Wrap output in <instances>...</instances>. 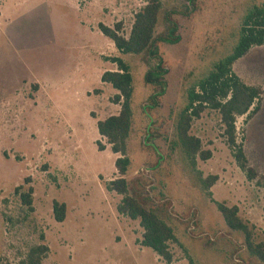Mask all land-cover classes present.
<instances>
[{
	"label": "rangeland",
	"instance_id": "obj_1",
	"mask_svg": "<svg viewBox=\"0 0 264 264\" xmlns=\"http://www.w3.org/2000/svg\"><path fill=\"white\" fill-rule=\"evenodd\" d=\"M149 1L0 0V264H19L30 248L43 244L42 237L49 248L42 264H168L141 245L140 221L120 214L124 196L109 189L119 178L126 180L130 196L145 199L174 230L171 264H264L218 210V204L237 207L254 244H264V46L233 67L242 82L262 93L259 110L252 107L235 122L236 144L252 179L238 167L217 111L208 109L193 121L190 134L212 155L207 161L197 156L195 168L176 146L175 134L186 77L234 41L242 16L258 0H160L154 35L166 36L170 15L180 42L159 44L169 69L167 91L158 108L149 106L150 119L142 107L155 91L144 77L156 62L122 55L99 30L121 24L119 33L128 38L135 15ZM40 12L46 15L37 25L32 19ZM43 28L46 45L34 38ZM7 31L33 44L14 47ZM117 58L131 67L134 81L130 167L124 177L115 168L119 156L97 129L99 121L121 110L123 101L112 103L118 92L101 80L118 71ZM148 140L164 157L156 169L158 157ZM211 176L218 180L207 191ZM19 187L21 193L33 188L32 211L21 203ZM55 202L66 206L61 223Z\"/></svg>",
	"mask_w": 264,
	"mask_h": 264
},
{
	"label": "trees",
	"instance_id": "obj_2",
	"mask_svg": "<svg viewBox=\"0 0 264 264\" xmlns=\"http://www.w3.org/2000/svg\"><path fill=\"white\" fill-rule=\"evenodd\" d=\"M161 8L160 0H150L135 15L128 38L120 35L121 24H117L114 28L105 25L99 26L100 32L113 42L122 55H145L148 58L147 62L151 60L156 62L144 77L145 84L155 91L142 107L148 119L151 118L150 115H147L151 111L149 106L158 108L160 106L158 101L167 91L165 77L168 75L169 69L165 67L164 59L160 55L159 44L174 45L180 42V36L177 35L178 25L174 20H171L170 15L168 17L170 28H168L166 36L155 37L154 33ZM234 32V41L230 45L224 46L221 48V52L215 53L206 66H198L196 74L190 73L186 77L187 86L182 93V109L176 120V146L193 168L196 166L197 156L203 161L209 160L212 156L211 153L202 151L201 140L192 136L190 131L193 121L199 119L206 110L217 111L220 115L221 126L224 128V138L233 151L238 167L247 174L249 179H252L254 173L248 170L244 151L236 144L235 122L237 117L247 115L252 107H255L253 112L259 110L258 104L261 101L262 93L259 88L242 82L233 73V67L252 49L264 46V0L252 3ZM113 60L118 65V71L104 73L101 80L118 92L112 99V103L119 105L121 101L123 102L120 113L104 121H99L97 129L99 136L106 140L111 147L112 153L119 156L115 162V168L119 176L124 177L130 167L128 141L132 131L134 81L128 63L121 58ZM152 126V121H150L147 127L148 138H150L148 129H151ZM148 144L158 157L154 167L156 169L163 162L164 157L158 153V149L151 143V140H148ZM98 148L100 151L105 150L101 143H98ZM217 180L216 176L209 177L205 181L206 190H210ZM22 189L23 187L17 188L16 193L19 195L21 203L32 211L34 190L30 188L27 193H21ZM109 189L124 196L118 208L120 214L133 221H140V227L144 231L141 245L152 249L166 263L171 264L173 255L169 243L176 241L174 230L159 217L154 209L145 205V199L140 200L129 195L128 185L124 178L110 182ZM209 195L211 194L209 193ZM218 210L231 230L243 233L249 253L264 262V244H254L253 232L239 217L238 208L218 204ZM53 212L57 222L61 223L65 220L66 206L64 204L55 202ZM44 241L45 239L42 237L43 244L30 248L19 264H42L49 253V248ZM190 264L195 263L190 261Z\"/></svg>",
	"mask_w": 264,
	"mask_h": 264
},
{
	"label": "crops",
	"instance_id": "obj_3",
	"mask_svg": "<svg viewBox=\"0 0 264 264\" xmlns=\"http://www.w3.org/2000/svg\"><path fill=\"white\" fill-rule=\"evenodd\" d=\"M44 15H46L45 13H38V15L36 16H33L34 18L32 20H34V23H36L38 25V22H41L43 23V20H44ZM40 27V26H39ZM42 30H44L43 32H41V35L40 37H37L35 36L34 38H37L40 40L39 44L40 43H43L44 45L48 44V32L46 31V28H43ZM3 32V30L0 28V34ZM6 38H8V41L11 45H13L14 47L20 45L21 43H24V46L27 47V46H31L33 43L31 41H27L26 40V37L25 38H22L20 37L19 35H16V32L13 33L12 31H7L6 32ZM37 43V42H35ZM40 46V45H38ZM33 47H36V46H33Z\"/></svg>",
	"mask_w": 264,
	"mask_h": 264
}]
</instances>
